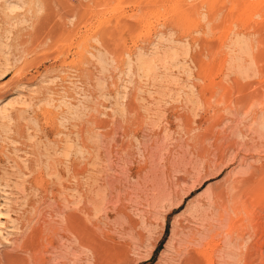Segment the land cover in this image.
I'll use <instances>...</instances> for the list:
<instances>
[{
	"label": "rangeland",
	"instance_id": "obj_1",
	"mask_svg": "<svg viewBox=\"0 0 264 264\" xmlns=\"http://www.w3.org/2000/svg\"><path fill=\"white\" fill-rule=\"evenodd\" d=\"M36 257L264 264V0H0V264Z\"/></svg>",
	"mask_w": 264,
	"mask_h": 264
},
{
	"label": "bare ground",
	"instance_id": "obj_2",
	"mask_svg": "<svg viewBox=\"0 0 264 264\" xmlns=\"http://www.w3.org/2000/svg\"><path fill=\"white\" fill-rule=\"evenodd\" d=\"M76 169V168H75ZM73 172V171H72ZM86 218V217H85ZM89 224V223H88ZM76 229H78V228H76ZM79 230V229H78ZM76 231V230H75ZM77 232V231H76ZM88 233H89V230L87 229V228H85L81 233L79 232V234L78 233H76V235H75V237L78 235V237H77V241H78V244L79 245H81V246H85L86 244H85V237H86V235H88ZM90 234V233H89ZM76 241V242H77ZM89 241V240H88ZM89 243V242H88ZM87 246H90V245H87ZM86 248V247H85ZM30 249V248H29ZM90 250H92L91 248H89ZM94 249V248H93ZM34 257V256H33ZM38 258H41V257H38ZM33 259V258H32ZM37 259V257L35 258V260ZM34 260V262L32 263V264H40L41 263V260L39 261V259L38 260H36L35 261ZM32 261V260H31ZM27 263V262H26Z\"/></svg>",
	"mask_w": 264,
	"mask_h": 264
}]
</instances>
